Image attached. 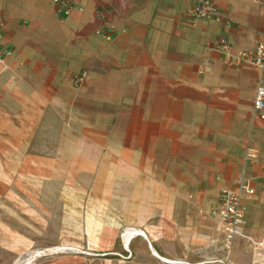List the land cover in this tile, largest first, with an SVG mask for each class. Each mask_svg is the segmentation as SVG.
Wrapping results in <instances>:
<instances>
[{
    "label": "crops",
    "instance_id": "obj_1",
    "mask_svg": "<svg viewBox=\"0 0 264 264\" xmlns=\"http://www.w3.org/2000/svg\"><path fill=\"white\" fill-rule=\"evenodd\" d=\"M198 2L105 0L103 20L76 8L72 32L49 48L46 21L31 15L36 0H0L13 50L0 74V185L87 184L56 199L75 202L72 215L88 217L89 233L115 244L125 230L131 255L121 264H222L215 210L221 190L242 176L256 192L244 198L237 237L245 241L234 250V240L230 260L255 263L252 240L264 239V221L256 225L264 217V119L252 117L264 71L231 64L215 48L226 40L233 51L255 50L264 0H215L219 16L193 24L187 10ZM46 195L10 190L0 201L12 216H21L13 202L24 201L30 217L27 202Z\"/></svg>",
    "mask_w": 264,
    "mask_h": 264
},
{
    "label": "rangeland",
    "instance_id": "obj_2",
    "mask_svg": "<svg viewBox=\"0 0 264 264\" xmlns=\"http://www.w3.org/2000/svg\"><path fill=\"white\" fill-rule=\"evenodd\" d=\"M78 1L82 9L77 8L76 11L95 13L94 18L104 19L105 0ZM36 2L37 9L31 12V15L37 12L40 20L46 21L50 38H52L46 43L49 48L54 47L53 45L57 44V35H67L72 32V26H69L71 17L65 16L67 21L62 24L60 23L62 15L58 13L54 0H36ZM62 43L67 44L66 41ZM87 188V184H81L73 190L72 186L59 184L55 179H50L43 184L39 181H29L27 185L20 182L11 186L7 183L0 185V193L12 190L47 194L44 200L27 202L32 203L33 215L30 217L24 215V201L13 202L18 205L17 212H20L21 216L10 215L5 207L9 202L0 201V264H13L17 260H29L28 264H121L122 257L131 255L130 252H125L121 237L125 230L117 234L115 244L111 242L109 235L89 233L88 217L72 215V205L75 202L56 199L58 193L72 194L73 191L85 193ZM86 203L80 202L81 212L85 209L83 204ZM256 219V225L260 227L264 217L258 214ZM238 240L245 241L243 237H237L234 250L237 249ZM95 242H104V246L107 247H102L100 244L101 246L95 248ZM259 251L260 249H257V252ZM229 264L261 263L248 262L246 259L235 262L230 260Z\"/></svg>",
    "mask_w": 264,
    "mask_h": 264
},
{
    "label": "built area",
    "instance_id": "obj_3",
    "mask_svg": "<svg viewBox=\"0 0 264 264\" xmlns=\"http://www.w3.org/2000/svg\"><path fill=\"white\" fill-rule=\"evenodd\" d=\"M57 6V11L62 16H69L74 9H82V6L78 0H54ZM215 0H199L197 4L187 10V16L190 18L193 24H196L200 20L209 19L211 17L219 16ZM110 38V34L108 36ZM225 57L227 62L236 65H249L258 68L260 71H264V41H261L255 50H239L233 51L231 45L226 40H221L215 46ZM13 54L12 48L6 43L5 33L0 28V74L4 72L8 67V60ZM87 71H82L73 76L75 85L80 86L87 78ZM253 119H264V78L261 76L258 80L256 89V95L254 99V106L252 109ZM264 169V162L262 164ZM264 188V180H263ZM256 190L252 187L248 180L242 176L239 180L237 188L225 187L221 190L220 200L215 213L219 215L220 226L224 233V248L227 251V258L219 260L222 264H229L230 254L234 240L237 236H244L242 232V225L245 220V206L244 198L250 197L255 194ZM128 230H135L133 227L127 228ZM144 233L143 231H141ZM264 236V230H263ZM257 260L261 264H264V239L256 242L252 240ZM257 249H260L257 252Z\"/></svg>",
    "mask_w": 264,
    "mask_h": 264
},
{
    "label": "bare ground",
    "instance_id": "obj_4",
    "mask_svg": "<svg viewBox=\"0 0 264 264\" xmlns=\"http://www.w3.org/2000/svg\"><path fill=\"white\" fill-rule=\"evenodd\" d=\"M128 232V231H127ZM130 232H134V230L133 231H131L130 230ZM140 233H142L141 232V230L139 231ZM127 240V242H126V244L128 245L129 243H128V240H129V237L126 239ZM131 240V239H130ZM125 244V245H126ZM126 247V246H125ZM29 263V260H17V261H14V263L13 264H28Z\"/></svg>",
    "mask_w": 264,
    "mask_h": 264
}]
</instances>
